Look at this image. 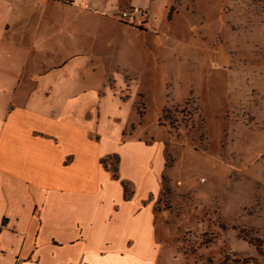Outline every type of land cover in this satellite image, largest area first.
Segmentation results:
<instances>
[{
  "label": "crops",
  "instance_id": "1",
  "mask_svg": "<svg viewBox=\"0 0 264 264\" xmlns=\"http://www.w3.org/2000/svg\"><path fill=\"white\" fill-rule=\"evenodd\" d=\"M123 3L0 0V264H160Z\"/></svg>",
  "mask_w": 264,
  "mask_h": 264
},
{
  "label": "rangeland",
  "instance_id": "2",
  "mask_svg": "<svg viewBox=\"0 0 264 264\" xmlns=\"http://www.w3.org/2000/svg\"><path fill=\"white\" fill-rule=\"evenodd\" d=\"M142 1L121 10L145 25L119 33L135 135L160 167L159 262L264 264V0Z\"/></svg>",
  "mask_w": 264,
  "mask_h": 264
},
{
  "label": "built area",
  "instance_id": "3",
  "mask_svg": "<svg viewBox=\"0 0 264 264\" xmlns=\"http://www.w3.org/2000/svg\"><path fill=\"white\" fill-rule=\"evenodd\" d=\"M147 17V10L139 6L121 10L118 14V18L120 19V21L136 28L144 26L147 21Z\"/></svg>",
  "mask_w": 264,
  "mask_h": 264
},
{
  "label": "trees",
  "instance_id": "4",
  "mask_svg": "<svg viewBox=\"0 0 264 264\" xmlns=\"http://www.w3.org/2000/svg\"><path fill=\"white\" fill-rule=\"evenodd\" d=\"M113 172H115V171H113ZM115 177H117V176L115 175Z\"/></svg>",
  "mask_w": 264,
  "mask_h": 264
}]
</instances>
